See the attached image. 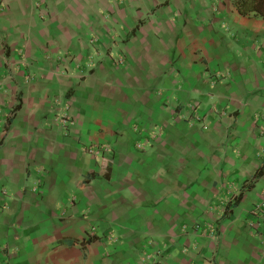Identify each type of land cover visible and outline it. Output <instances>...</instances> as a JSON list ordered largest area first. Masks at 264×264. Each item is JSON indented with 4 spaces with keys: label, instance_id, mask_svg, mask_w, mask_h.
Segmentation results:
<instances>
[{
    "label": "crops",
    "instance_id": "0c3cea01",
    "mask_svg": "<svg viewBox=\"0 0 264 264\" xmlns=\"http://www.w3.org/2000/svg\"><path fill=\"white\" fill-rule=\"evenodd\" d=\"M252 3L0 0V264H264Z\"/></svg>",
    "mask_w": 264,
    "mask_h": 264
},
{
    "label": "trees",
    "instance_id": "16d2710c",
    "mask_svg": "<svg viewBox=\"0 0 264 264\" xmlns=\"http://www.w3.org/2000/svg\"><path fill=\"white\" fill-rule=\"evenodd\" d=\"M243 5V6H242ZM239 6V12L242 15H245L246 13L242 10V7H246L245 4H242ZM249 8H251L250 12H255L259 16L264 18V0H254V3H252ZM264 173V166L260 169L258 174L255 176V180H258Z\"/></svg>",
    "mask_w": 264,
    "mask_h": 264
},
{
    "label": "built area",
    "instance_id": "2783aa9c",
    "mask_svg": "<svg viewBox=\"0 0 264 264\" xmlns=\"http://www.w3.org/2000/svg\"><path fill=\"white\" fill-rule=\"evenodd\" d=\"M62 123H63V125L67 126L69 123H71L70 117L65 115L62 118ZM89 153H92V149L89 150Z\"/></svg>",
    "mask_w": 264,
    "mask_h": 264
}]
</instances>
